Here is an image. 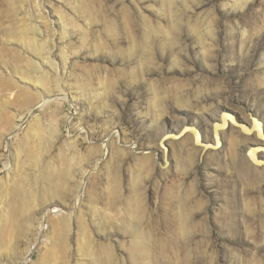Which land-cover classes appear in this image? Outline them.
I'll use <instances>...</instances> for the list:
<instances>
[{"label":"rangeland","instance_id":"rangeland-1","mask_svg":"<svg viewBox=\"0 0 264 264\" xmlns=\"http://www.w3.org/2000/svg\"><path fill=\"white\" fill-rule=\"evenodd\" d=\"M223 114L264 129V0H0V264H264L262 142L160 146Z\"/></svg>","mask_w":264,"mask_h":264},{"label":"water","instance_id":"water-1","mask_svg":"<svg viewBox=\"0 0 264 264\" xmlns=\"http://www.w3.org/2000/svg\"><path fill=\"white\" fill-rule=\"evenodd\" d=\"M227 117L228 118H233L232 116L230 115H227V114H223L221 116V120L220 122H214L213 124V137L215 139V144H205L204 145V149L207 150V149H212V150H215L216 148H218L221 144H222V141L220 140V133H219V130L220 129H227L229 127L228 125V121H227ZM251 121H252V124L253 125H258V126H261L260 123H258V119L255 118V117H252L251 118ZM233 125L238 127L243 134H250L251 131H252V128L249 127L248 125L244 124V123H239L237 122L236 120H234L233 118ZM187 131H191L193 133H195L196 135H198V131L195 130L194 127L192 126H186L184 128H182V130L179 132V133H171L169 135H166L164 137H162V139L160 140V146L163 148V150L165 152H167V147L164 145V141L168 138H171V139H178L180 138L184 133H186ZM257 137L259 139H261L263 142H264V134H262V131L261 130H258L257 131ZM250 149L247 151V155H248V159L249 161L254 165V166H257V167H262L264 166V158L262 159H257L256 156H252L253 153L255 152H264V147L263 146H250L249 147Z\"/></svg>","mask_w":264,"mask_h":264},{"label":"bare ground","instance_id":"bare-ground-1","mask_svg":"<svg viewBox=\"0 0 264 264\" xmlns=\"http://www.w3.org/2000/svg\"><path fill=\"white\" fill-rule=\"evenodd\" d=\"M46 66V65H45ZM234 118V117H233ZM233 118H228L227 117V121H228V125L230 126V125H233ZM256 118V117H255ZM258 119V118H257ZM234 120H236L235 118H234ZM237 121V120H236ZM218 122H220V121H218ZM238 122V121H237ZM240 123V122H239ZM258 123H260L261 124V126H258V125H253L252 124V121H251V125L249 126V127H251L252 128V131H251V133L250 134H245V135H255L256 136V138H258L257 137V131L258 130H261L262 131V134H264V129L262 128V126H263V123L258 119ZM190 126V125H189ZM234 126V125H233ZM192 127H194V126H192ZM195 128V130H197L198 131V135H196L195 133H193V132H191V131H187L186 133H190V134H192L193 135V137H194V145L195 146H197V147H201V149H202V153L203 152H206L207 150H210V149H207V150H205L204 149V145L205 144H215V139H214V137H213V127H212V138H213V142H210V143H207V142H203L202 140H201V137H202V133L196 128V127H194ZM221 130H223V129H220L219 130V133H220V140H221ZM240 130V129H239ZM241 131V130H240ZM242 132V131H241ZM186 133H184V134H186ZM184 134L181 136V137H183L184 136ZM180 137V138H181ZM180 138H178V139H180ZM178 139H173V140H178ZM259 139V138H258ZM261 142H262V145H258V146H263L264 147V142L261 140V139H259ZM222 141V140H221ZM165 145V144H164ZM166 146V145H165ZM221 146H222V144L218 147V148H216L215 150H218V149H220L221 148ZM162 148V147H161ZM250 149V148H249ZM248 149V150H249ZM212 150V149H211ZM247 150V151H248ZM247 151H246V156H247V158H248V155H247ZM162 153L163 154H165V151L163 150L162 151ZM259 153H262V154H264V152H255V153H253V155L252 156H256V158L257 159H262V158H259L258 157V154ZM167 154H168V149H167ZM60 177V176H59ZM115 186H116V183H115ZM52 224H53V226L55 225V223H53L52 222ZM61 240V239H60ZM60 242V241H59ZM63 242V241H62ZM60 244H61V242H60ZM62 245V244H61ZM110 255V254H109ZM98 262V261H97ZM96 263V262H95Z\"/></svg>","mask_w":264,"mask_h":264}]
</instances>
